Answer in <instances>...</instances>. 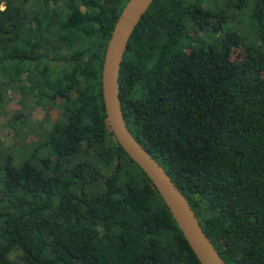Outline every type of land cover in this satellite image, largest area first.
Masks as SVG:
<instances>
[{"label": "trees", "instance_id": "obj_1", "mask_svg": "<svg viewBox=\"0 0 264 264\" xmlns=\"http://www.w3.org/2000/svg\"><path fill=\"white\" fill-rule=\"evenodd\" d=\"M127 1L0 0V112H44L0 119L13 137L41 130L0 139V264H201L106 120L102 62ZM119 97L221 258L264 264V0H154Z\"/></svg>", "mask_w": 264, "mask_h": 264}, {"label": "water", "instance_id": "obj_2", "mask_svg": "<svg viewBox=\"0 0 264 264\" xmlns=\"http://www.w3.org/2000/svg\"><path fill=\"white\" fill-rule=\"evenodd\" d=\"M154 0H128L106 44L101 72V91L106 120L116 141L146 174L167 206L182 235L201 264H227L202 230L189 202L164 168L128 130L119 97V73L129 39Z\"/></svg>", "mask_w": 264, "mask_h": 264}, {"label": "rangeland", "instance_id": "obj_3", "mask_svg": "<svg viewBox=\"0 0 264 264\" xmlns=\"http://www.w3.org/2000/svg\"><path fill=\"white\" fill-rule=\"evenodd\" d=\"M232 56L237 58L239 57V54H238V51L237 50H234L233 53H232ZM20 99V95L18 93H16V100H19ZM8 110L9 113H11V111H15L16 113H19V117L21 118H32L33 120H39L41 119L43 116H44V112L42 109H33L32 111L28 112V110L24 111L22 108H20L18 102H13L11 103L7 109H3V111H6ZM3 111L0 112V119L3 120L2 118V114H3ZM28 114V115H26ZM56 112L51 110V112H48L47 116H49L50 120L53 122V120H56L57 116H56ZM49 120V121H50ZM46 125L48 126L49 128V125L46 123ZM37 133H33L29 130L28 127L24 126L22 127V129L17 132V136L16 137H13V134L14 132L11 134H5L4 131L2 130L0 132V139H2L4 141V143L6 144H12L13 142L18 145L19 142H22V141H28V142H31L33 144V142L36 144H39L40 143V139H39V136H41V130L39 129V127L36 129ZM37 135V136H36Z\"/></svg>", "mask_w": 264, "mask_h": 264}, {"label": "built area", "instance_id": "obj_4", "mask_svg": "<svg viewBox=\"0 0 264 264\" xmlns=\"http://www.w3.org/2000/svg\"><path fill=\"white\" fill-rule=\"evenodd\" d=\"M2 8H3V4L0 5V9H2Z\"/></svg>", "mask_w": 264, "mask_h": 264}]
</instances>
